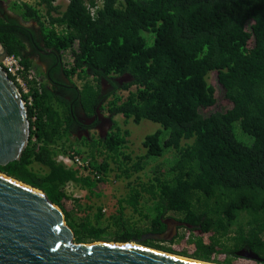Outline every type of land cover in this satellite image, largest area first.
Instances as JSON below:
<instances>
[{
  "label": "trees",
  "instance_id": "trees-1",
  "mask_svg": "<svg viewBox=\"0 0 264 264\" xmlns=\"http://www.w3.org/2000/svg\"><path fill=\"white\" fill-rule=\"evenodd\" d=\"M56 1L0 0V43L35 75L28 81L35 101L30 123L37 116L21 160L0 173L42 191L63 212L76 244L110 243L111 226L115 243L163 234V220L174 218L188 225L178 232L194 238L192 255L163 241L142 245L210 264H233L238 252L264 260V0H68L64 11ZM6 4L15 18L3 14ZM145 33L154 36L152 46ZM67 52L72 62L65 66ZM39 53L55 65L51 77L62 70L69 84L56 81L49 89L30 60ZM74 78L84 82L81 88ZM102 82L112 91L104 93ZM217 87L230 108L206 115L219 105ZM72 108L88 117L98 110L121 116L125 124L150 121L163 131L147 136L146 153L136 158L126 153L130 132L116 121L106 138L75 147ZM235 123L254 139L251 147L236 139ZM168 153L171 161L153 167L147 183L128 184L130 193L107 228L100 224L102 207L95 224L92 208L83 209L79 200L68 209L70 186L100 198L112 173L130 182L152 158ZM71 154L85 166L58 161ZM127 208L146 221L145 229L125 219ZM217 252L227 259H213Z\"/></svg>",
  "mask_w": 264,
  "mask_h": 264
},
{
  "label": "water",
  "instance_id": "water-1",
  "mask_svg": "<svg viewBox=\"0 0 264 264\" xmlns=\"http://www.w3.org/2000/svg\"><path fill=\"white\" fill-rule=\"evenodd\" d=\"M7 55L0 43V59ZM30 133L24 100L0 67V167L21 160ZM0 175V264H210L127 246L147 248L142 244L148 239L168 241L178 228L188 226L172 218L163 222L170 225L163 234H148L128 243L76 244L63 212L42 191ZM247 256L264 261L252 253Z\"/></svg>",
  "mask_w": 264,
  "mask_h": 264
},
{
  "label": "rangeland",
  "instance_id": "rangeland-1",
  "mask_svg": "<svg viewBox=\"0 0 264 264\" xmlns=\"http://www.w3.org/2000/svg\"><path fill=\"white\" fill-rule=\"evenodd\" d=\"M10 2H20V3H27L30 5H36L38 0H10ZM56 5H60L62 10L64 11L66 9L64 5H68V0H57ZM31 27H35V26L32 24ZM144 36L147 38L148 46H152L154 42L153 40L154 36L151 33H145ZM71 60H72L71 53L70 52L64 53L63 55L64 65L67 66L68 63L71 62ZM74 83H76V85H78L79 87H82L84 84L83 81H79L77 78H74ZM101 87L102 90L105 92H108L110 90V86H108L106 82H102ZM217 93L219 98V103H218L219 105L218 107H215V109L213 110L206 111L205 112L206 115L210 114L211 112H214L215 110L225 112L230 108V105L224 100V93L222 89L217 87ZM121 95L126 97L128 93L122 92ZM117 123L122 128V130H128L130 132L126 153L131 155L133 158H136L137 156H143L146 153L143 144L147 136L153 135L160 130L163 131L160 125L150 121H143L139 125L134 124L132 121H130L128 124H125L124 119L120 118V120ZM234 134L236 139L243 145L247 147H251L254 144V139L243 132L240 123H235ZM93 135H94L93 138H89V141H91L92 139L100 140L105 138V136L102 137L98 132L94 133ZM167 137H168V133L164 132V138L166 139ZM78 140L79 139L72 136L70 138V143L75 145V147H80ZM80 141H82V138L80 139ZM190 143L191 142L187 144ZM88 151H89L88 148L84 149L83 152H85V157H88V155L86 154ZM61 157L62 156L58 158L59 162H61L60 160ZM102 158L103 157L97 155L98 161H101ZM171 159H172V154L169 153L164 159L152 158L151 160L155 162H151L146 168L145 172L136 175L134 178L130 180V182H127L125 180H119L115 177L116 173H112L109 178V183L107 184L106 188L103 189V193L100 198L88 199L86 198L87 196L86 191L76 186H70L68 188V194L72 201L68 203V209H73L75 206L74 200H79L83 205L82 206L83 209H87L88 207L92 208V210L90 211L87 210V211L90 218L92 219L93 224H95L96 222L94 221V215L96 214L97 209L102 207L103 209L102 213L104 214V218L100 224L103 226V228H107L109 225L112 224L111 220H109V217L116 213L118 202L121 199L126 198L130 193V187L128 184L131 183L137 186L140 184L147 183L149 180L148 178L149 171L157 164L165 165V163L167 162L166 160L171 161ZM83 211L86 210H82L80 217H84L86 215L85 212ZM124 215H125V219L129 221L132 225L136 224L135 226L136 229H145L146 221H143L139 215L133 214L131 209L127 208L126 211L124 212ZM107 233L108 234L106 238L111 241L110 243H115L113 242V239L115 238L117 229L114 226L108 227ZM191 241L194 242V238L186 231L180 230L177 233V235L172 237V239L168 241H163L161 245L170 248L176 252H186L192 255L196 251V248ZM166 254L174 255L171 253H166ZM248 254H249L248 252H238L237 254H235L236 256L235 259H233V264H258L254 262V260L249 258L247 256ZM174 256H179V255H174ZM227 257H228L227 255L217 252L214 254L213 259L217 261H223L227 259ZM184 258L187 259L188 257H184Z\"/></svg>",
  "mask_w": 264,
  "mask_h": 264
},
{
  "label": "built area",
  "instance_id": "built-area-1",
  "mask_svg": "<svg viewBox=\"0 0 264 264\" xmlns=\"http://www.w3.org/2000/svg\"><path fill=\"white\" fill-rule=\"evenodd\" d=\"M0 67L4 70V72L8 75V77L13 81V83L19 90L24 100V103L27 107V110L34 109L35 101L28 81L34 80L35 75L26 74L25 69L21 63V60L16 56L13 55L10 56L9 54L3 59H0ZM36 121H37V116L34 114L31 123L34 124ZM60 160L61 163H63L66 167L85 166V163H83V161H81V159L78 156H75L74 154L68 156H62Z\"/></svg>",
  "mask_w": 264,
  "mask_h": 264
},
{
  "label": "crops",
  "instance_id": "crops-1",
  "mask_svg": "<svg viewBox=\"0 0 264 264\" xmlns=\"http://www.w3.org/2000/svg\"><path fill=\"white\" fill-rule=\"evenodd\" d=\"M64 6L66 8L68 5H64ZM3 14H5V16H7L9 18H15L14 13L12 11L8 10L7 5L5 6ZM21 24L24 25L23 22H21ZM31 52H32L31 49H29V53H31ZM41 56L47 57L48 55H46L44 53H42V54L39 53V55H33L30 60H32L34 62V65L37 68V71L41 72L45 75L44 83L49 87V89H53V87L55 86L54 83L56 81H61L62 83L69 84V81L64 76V73L61 76H58V74H56L52 78L51 73H52V70H54V66H52L53 65L52 63H50V65H48L47 60L46 61L43 60L41 58ZM73 81H74V79H73ZM79 88H81V87H79ZM99 117L103 122H99L98 127L94 128L90 131L88 130L87 134H83L81 137L82 141H80L81 138H79L81 147H84V144H82L83 140L93 138V136H94L93 134L96 132H98L102 137L105 136V138H106L111 133V130L114 127V122L115 121L118 122L120 120V118H122L121 116L111 118L107 113H102L100 111H99Z\"/></svg>",
  "mask_w": 264,
  "mask_h": 264
},
{
  "label": "flooded vegetation",
  "instance_id": "flooded-vegetation-1",
  "mask_svg": "<svg viewBox=\"0 0 264 264\" xmlns=\"http://www.w3.org/2000/svg\"><path fill=\"white\" fill-rule=\"evenodd\" d=\"M47 63H48V65H50L51 61L50 62L47 61ZM52 66H55V65L53 64ZM62 74H63V71L61 70L58 73V76H61ZM58 82L62 83L61 81H58ZM116 82L120 83L121 81L117 80ZM108 86H110V85L108 84ZM110 91H112L111 86H110V90L108 92H110ZM103 92L107 93L105 91H103ZM72 113H73L75 120H76L74 127L72 129V136L76 137L77 139L81 138L83 134H87L88 130L90 131V130L98 127L99 122H103L99 117V110L96 112V114L93 117H88L84 113L82 108H76V109L72 108ZM166 220H168V219L163 220V222ZM175 220H177V219H175ZM177 221H179V220H177ZM164 225H165V223H164ZM165 226H166V230H168L170 228V225H165ZM178 229H180V228H178Z\"/></svg>",
  "mask_w": 264,
  "mask_h": 264
},
{
  "label": "bare ground",
  "instance_id": "bare-ground-1",
  "mask_svg": "<svg viewBox=\"0 0 264 264\" xmlns=\"http://www.w3.org/2000/svg\"><path fill=\"white\" fill-rule=\"evenodd\" d=\"M127 246H130V247H133V248H137V249H143V250H147V251H152V252H155V253H159V251L156 252V251H153V249L144 248V247H140V246H136V245H132V244H129ZM159 254L166 255V256H170V257H173V258H180V259H183V260L195 261V260H191V259H188V258L186 259V258H183V257L174 256V255H170V254H166V253H161V252ZM195 262H197V261H195Z\"/></svg>",
  "mask_w": 264,
  "mask_h": 264
}]
</instances>
